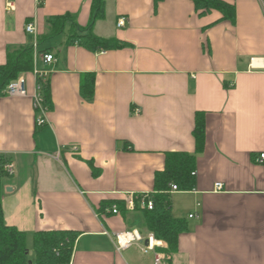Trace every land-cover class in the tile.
Returning <instances> with one entry per match:
<instances>
[{"label": "crops", "instance_id": "0c3cea01", "mask_svg": "<svg viewBox=\"0 0 264 264\" xmlns=\"http://www.w3.org/2000/svg\"><path fill=\"white\" fill-rule=\"evenodd\" d=\"M225 1L236 9L235 24L215 10L200 15L191 0L157 7L154 0H106L94 33L127 47L49 44L57 62L47 78L48 123L36 125L33 72L26 97H0V152L13 165L2 199L8 225L31 237L77 232L70 264H154L153 252L137 245L118 252L113 242L124 231L145 236L141 214L99 210L106 200L127 207L131 196L151 192L166 153H194L195 115L203 112L196 186L171 192L173 217L188 223L171 264H264V162H257L264 154V0ZM91 4L0 0V65L9 49L34 44L26 25L41 36L49 17L70 13L84 27ZM41 56L35 68L43 67ZM88 74L95 78L90 101L80 93Z\"/></svg>", "mask_w": 264, "mask_h": 264}, {"label": "trees", "instance_id": "16d2710c", "mask_svg": "<svg viewBox=\"0 0 264 264\" xmlns=\"http://www.w3.org/2000/svg\"><path fill=\"white\" fill-rule=\"evenodd\" d=\"M164 0H154L155 6ZM200 15H205L213 10L220 12L223 19L235 24L236 9L225 0H191ZM106 16V0H92L90 18L87 26H80L75 15L51 16L46 20V32L37 37V46H19L9 49L6 63L0 65V97L8 96L5 91L9 84L14 82L23 73H32L34 70L36 54H52L49 47L53 39L65 36L67 44H79L91 51H109L127 47V43L117 39H104L94 33L95 25ZM53 40V41H52ZM48 42L46 47L43 45ZM43 45V46H41ZM53 55V54H52ZM40 94L43 103L48 109L51 108V91L49 80L39 79ZM81 96L90 101L94 98L95 78L86 75L80 87ZM38 113L36 112V119ZM37 125V123H36ZM195 139L194 153L169 152L166 153L165 166L162 171H157L154 176V188L151 192L138 195L135 198V208L132 212L141 214L148 233H153L158 240L167 243L165 253L170 258L178 251L180 235L188 231V223L185 219H178L172 215L171 192L173 186L177 191H191L196 186L197 158L204 152L206 142V119L205 113L197 112L193 131ZM12 164V158L0 152V264H70L78 233L69 230L38 231L32 235L33 258L30 259V250L27 245L28 234L5 221L3 210L4 180L10 175L6 171V165ZM94 176L97 170L93 163L89 162ZM153 201V210L143 206V202ZM107 207L119 211L128 212L126 201L123 199L106 200L102 203L99 211Z\"/></svg>", "mask_w": 264, "mask_h": 264}, {"label": "built area", "instance_id": "2783aa9c", "mask_svg": "<svg viewBox=\"0 0 264 264\" xmlns=\"http://www.w3.org/2000/svg\"><path fill=\"white\" fill-rule=\"evenodd\" d=\"M125 25H126L125 19L122 18L118 21V27H124ZM26 32L34 36V46L36 47L37 37L39 35L37 27L34 24L30 23L26 25ZM41 60L43 63V67L39 69L34 67V70H33L34 76L36 78V91L33 94L34 109L38 113L36 123H37V126H40V127L45 126L48 123V120L46 117L48 113V109L45 107L43 103V98L40 94V85H39L38 80L48 78V76L52 72L51 67L52 65H55V63L57 62V59L52 54H44L41 56ZM5 93L10 97H26L28 95L26 73L21 74L14 82L9 84ZM257 162L259 163L264 162V154H261ZM6 171L9 173V175H12L13 165L7 164ZM193 175H196V172H194ZM223 187L224 186L222 183L215 184L216 191H222ZM173 191H177L176 186H173ZM145 196L147 198L148 194H146ZM134 202H135L134 196H131L127 200V206L129 210L131 211H133L135 208ZM143 206L146 207L148 210H153L154 208L153 201L151 200L147 202H145L144 200ZM113 213L117 214L116 208L113 209ZM190 217L192 218L194 216L191 215ZM112 238H113L115 248L118 252L126 251L132 246L137 245L141 248L143 252H153L154 264H168V259L170 257L167 256V254L165 253V250L168 248V245L166 242L158 240L153 233H147L145 236H143L137 230H131V231L114 233L112 235Z\"/></svg>", "mask_w": 264, "mask_h": 264}, {"label": "rangeland", "instance_id": "374dc122", "mask_svg": "<svg viewBox=\"0 0 264 264\" xmlns=\"http://www.w3.org/2000/svg\"><path fill=\"white\" fill-rule=\"evenodd\" d=\"M58 38H60L59 39L60 41H63L66 37L65 36H62V37H58ZM53 40H57V38L56 39H53ZM47 44H48V42H45L43 45L46 47ZM43 45H41V46H43ZM27 245H28V248L30 250V255H29L30 256V259H32L33 258V252H32V237H31V233H29L28 240H27Z\"/></svg>", "mask_w": 264, "mask_h": 264}]
</instances>
